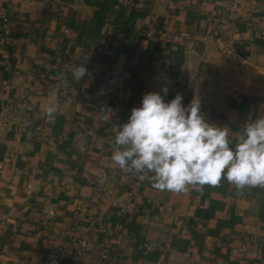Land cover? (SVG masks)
<instances>
[{
    "label": "crops",
    "instance_id": "1",
    "mask_svg": "<svg viewBox=\"0 0 264 264\" xmlns=\"http://www.w3.org/2000/svg\"><path fill=\"white\" fill-rule=\"evenodd\" d=\"M223 16L232 23L216 38ZM181 31L190 39L168 41ZM83 64L91 76L78 82L72 70ZM180 73L200 80L201 112L228 126L233 140L264 117V0H0V110L33 107L25 129L0 123V264L43 262L73 245L64 231L75 225L89 227L86 264H100L103 252L106 264H261L264 187L238 190L225 179L160 191L150 173L140 180L111 159L119 127L143 95L164 86L174 95ZM114 76L120 83L101 109ZM50 102L65 108L51 120ZM84 126L96 129L86 153L78 151ZM29 181L39 188L32 196ZM49 188L52 221L43 215ZM152 240L159 247L149 251Z\"/></svg>",
    "mask_w": 264,
    "mask_h": 264
},
{
    "label": "clouds",
    "instance_id": "2",
    "mask_svg": "<svg viewBox=\"0 0 264 264\" xmlns=\"http://www.w3.org/2000/svg\"><path fill=\"white\" fill-rule=\"evenodd\" d=\"M72 76L79 82L91 72L83 64ZM168 91L164 86L160 92L145 93L141 106L131 110L115 136L114 163L139 174L140 180L150 173L153 188L160 191L219 186L225 179L238 190L264 187V117L245 123L233 140L228 126L205 118L198 97L185 106L180 93L166 101ZM58 107V102L47 106L50 120Z\"/></svg>",
    "mask_w": 264,
    "mask_h": 264
},
{
    "label": "built area",
    "instance_id": "3",
    "mask_svg": "<svg viewBox=\"0 0 264 264\" xmlns=\"http://www.w3.org/2000/svg\"><path fill=\"white\" fill-rule=\"evenodd\" d=\"M248 2L250 0H233L235 5H239L243 2ZM54 10H58L55 8ZM9 21L6 19V24L8 25ZM232 23L231 16H223L221 17L214 26L213 29V36L216 38H223L229 31L230 25ZM191 37L190 33L186 31L175 32L168 36V41L175 42V41H187ZM65 66H70L71 63L68 59H65ZM177 82L179 84V89L176 91L174 95L165 96L166 101H170L171 99L175 98L177 93L183 95V104L187 106L190 102L196 97L199 87H200V80L194 76L190 79H186L183 73H180L177 76ZM120 83V79L117 76L112 77L109 80L108 86L103 88L101 91V104L100 108H109V102L112 99L111 93H113ZM32 106L28 105L24 102L16 103L12 106L4 107L0 110V123L6 126H16L20 129H25L30 124V117ZM64 105L60 104L58 107V112L60 114L64 113ZM94 135H96V129L94 127L84 126L83 129V136L82 141L78 147V151L83 153L88 152V142ZM35 173V170H33ZM108 179V171L106 169L102 170L99 175V180L102 184H105ZM26 194L28 196H32L38 191V184L29 181L26 184ZM123 207L125 205L121 204ZM169 211H173L172 206L168 207ZM43 215L47 221H52L56 215V203L53 201V191L51 188L48 190V200L46 205L43 208ZM88 228L82 225H75L74 227L70 228L69 230L64 231V235L70 237L75 235V239L73 240V245L71 247L62 246L60 249L55 253H50L47 255L46 259L43 262H39L38 264H52L54 262L61 263L65 260H70L73 264H86V257L92 252V243L88 237ZM146 247L149 251H154L158 249L159 243L155 240L149 241L146 243ZM243 250L247 252H252L253 247L249 243H245L243 245ZM109 255L107 252H103L100 254V264H106ZM259 260L261 264H264V253L259 256ZM20 264H29L27 258H23L20 261ZM136 264V263H135Z\"/></svg>",
    "mask_w": 264,
    "mask_h": 264
}]
</instances>
